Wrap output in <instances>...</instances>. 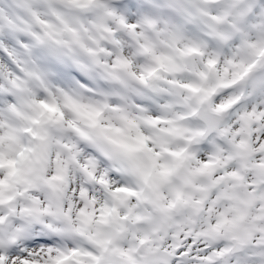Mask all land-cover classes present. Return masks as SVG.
I'll return each mask as SVG.
<instances>
[{
	"label": "snow or ice",
	"instance_id": "snow-or-ice-1",
	"mask_svg": "<svg viewBox=\"0 0 264 264\" xmlns=\"http://www.w3.org/2000/svg\"><path fill=\"white\" fill-rule=\"evenodd\" d=\"M150 5L0 0V264H264V0Z\"/></svg>",
	"mask_w": 264,
	"mask_h": 264
},
{
	"label": "clouds",
	"instance_id": "clouds-1",
	"mask_svg": "<svg viewBox=\"0 0 264 264\" xmlns=\"http://www.w3.org/2000/svg\"><path fill=\"white\" fill-rule=\"evenodd\" d=\"M130 2L133 5L137 4L138 2H142V3L148 4L149 3V0H130ZM162 3H163V0H151V5L150 6L157 5V4H162ZM188 7H191V5L189 4ZM159 11H161L163 13V15H165V16L172 17L173 19H177L176 14L173 13V12H171L167 8L161 7L159 9Z\"/></svg>",
	"mask_w": 264,
	"mask_h": 264
}]
</instances>
